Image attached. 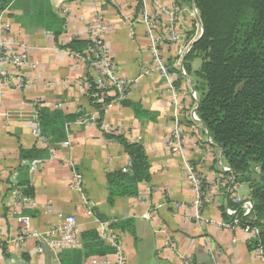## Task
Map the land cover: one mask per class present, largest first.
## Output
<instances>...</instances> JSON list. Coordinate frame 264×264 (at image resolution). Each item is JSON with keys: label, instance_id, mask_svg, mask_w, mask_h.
I'll list each match as a JSON object with an SVG mask.
<instances>
[{"label": "crops", "instance_id": "0c3cea01", "mask_svg": "<svg viewBox=\"0 0 264 264\" xmlns=\"http://www.w3.org/2000/svg\"><path fill=\"white\" fill-rule=\"evenodd\" d=\"M174 4L184 10L181 27L187 39L196 41L202 26L194 0H20L3 12L11 27L7 39L16 50H27L29 63L8 67L13 80L16 72L21 74L24 88L0 89V264H63L65 253L82 249L83 244L54 248L41 238L23 235V218L31 219V231H45L61 222L60 215L76 217L80 237L96 229L108 245V238H117L124 264H264V257L249 248L250 237L242 228L220 224L233 220L228 208L244 214L248 184H239L234 192L216 190L202 207L194 204L195 193L185 174L187 161H200L205 155V173L211 181L228 165L197 114L194 77L181 72L188 67L196 71L202 64L186 59L194 42L162 47L173 77L151 69L144 17L158 20L163 28L168 17L158 18L159 6ZM52 12L64 19L59 37L63 45L74 37L90 39L98 17L111 27L105 45L119 78L132 85L128 101L145 112L138 116L132 104L118 102L104 115L107 130L145 148L150 180L138 183L135 196L110 198L108 177L122 170L130 158L124 145L107 138L95 123L69 122L66 138L56 143L40 131V103L70 115L80 114L81 109L86 117L97 113L87 95V64L57 44ZM170 85L182 92L179 117L189 135L177 153L167 144L176 116ZM238 196L241 202L235 200ZM124 220L134 222L136 237L112 228V222ZM102 224L108 225L105 232ZM93 258L100 263L119 262L114 251L104 257L90 256L81 264H93Z\"/></svg>", "mask_w": 264, "mask_h": 264}, {"label": "trees", "instance_id": "16d2710c", "mask_svg": "<svg viewBox=\"0 0 264 264\" xmlns=\"http://www.w3.org/2000/svg\"><path fill=\"white\" fill-rule=\"evenodd\" d=\"M20 0H0V14ZM198 9L203 34L194 43L187 61L202 60L193 73L194 88L199 93L197 114L213 143L221 150L238 184H248L253 202L254 221L261 229L258 239L249 243L250 249L264 247V0H194ZM51 28L57 44L83 55L95 45L91 39L74 37L63 45L64 19L50 14ZM87 95L98 112L96 126L109 139L120 141L129 155L128 172L113 173L108 177L109 194L135 196L138 183L150 180L145 148L129 142L104 126V115L110 103L130 105L128 97L117 100L110 92L101 98V91L87 65ZM114 91V90H113ZM138 116L145 112L132 104ZM39 128L54 143L66 138L67 124L86 117V112L66 114L62 109H51L40 103ZM229 219V218H228ZM112 228L128 231L136 237L132 220L112 222ZM82 249L65 253L63 264H81L90 256L104 257L115 250L96 229L81 234Z\"/></svg>", "mask_w": 264, "mask_h": 264}, {"label": "built area", "instance_id": "2783aa9c", "mask_svg": "<svg viewBox=\"0 0 264 264\" xmlns=\"http://www.w3.org/2000/svg\"><path fill=\"white\" fill-rule=\"evenodd\" d=\"M159 8L161 13L158 14V18L161 15H166L168 17L163 28L158 25V20L153 21L149 19L147 14L144 17V22L147 26V36L150 42L151 54L153 57L151 69L152 71L160 72L170 78L174 76V73L171 71L172 65L167 61L162 47L166 44L178 45L185 43L187 32H185L181 27L184 10L178 4H174L171 7L159 6ZM195 12L199 13L197 8H195ZM97 24L98 25L91 30L90 37V39L95 42V45L85 51L83 55L74 52L73 55L82 59L87 65H89V71L94 77L97 87L102 90L101 98L108 93V91L106 92L107 89H113L114 91L112 90L110 94H116L117 100L124 99L128 97L132 85L130 82L119 78L113 58L105 45L104 38L111 27L106 22H103L100 17L97 18ZM10 29V24L3 20L2 12L0 14V89L6 87L7 85H14V87L22 89L26 86V83L23 81L21 74L16 72L18 77L16 78V81L13 80V76L11 75L8 67L12 66L13 68H23L27 66L29 63V54L24 47L16 50L13 47L12 42H9L6 35ZM187 48L188 52L190 50V46ZM181 72L186 74L183 68L181 69ZM12 81L14 83H12ZM86 85L88 88L89 84L87 81ZM170 90L173 93L172 100L176 109V116L169 131L167 144L171 152L177 153L183 149L189 135L183 129L181 119L179 117L182 92L174 85H170ZM194 99H196V97H194ZM114 104L116 103H110L108 108ZM193 116L198 119L196 113H193ZM97 118L98 112L94 115L83 117L80 121L83 123L93 122L96 124ZM104 126L106 127V124ZM206 159L205 155H203L200 161H187L186 163V179L195 193L196 198L194 204L197 207H202L205 203L211 201L214 191L228 188L229 191L234 192V189H236L239 185L235 182L234 175L229 166H223L221 170L222 174L217 176V178L212 181L209 180L205 173ZM129 169L130 160L122 170L123 172H128ZM235 198L238 202L242 201L241 196ZM244 206L243 215H239V212H237L234 208H228V212L233 214L234 218L229 223L220 222V224L227 228H242L249 235L250 241L252 242L253 240L258 239L261 229L257 226L251 225L252 221H254L253 202L247 199L244 201ZM90 209H92L91 206H89V210ZM30 221L31 219L29 218L22 219V222L25 225L22 231L24 236L34 237L38 240L41 238L54 248H80L82 245L81 237L77 232V219L74 216L60 215L61 222L57 224V226L45 231H31L29 229ZM204 221L207 220L205 219ZM107 226V224H102V231L105 232ZM108 240L111 242V246L115 249V253L119 258V262L117 263L124 264L125 258L121 242L114 237L108 238ZM39 250L42 251L43 248L39 247ZM253 250L260 256L264 257V247L261 246V244ZM92 261L93 264L109 263L106 260H103L102 263H100L99 258H93Z\"/></svg>", "mask_w": 264, "mask_h": 264}, {"label": "rangeland", "instance_id": "374dc122", "mask_svg": "<svg viewBox=\"0 0 264 264\" xmlns=\"http://www.w3.org/2000/svg\"><path fill=\"white\" fill-rule=\"evenodd\" d=\"M188 36V35H187ZM190 40V41H189ZM186 41H189L190 43H192V42H195V41H193V39L192 38H190V37H188V39L186 38ZM189 42H187V43H189ZM196 60H200L201 62H202V60L198 57H196L195 58ZM194 59V60H195ZM193 61V60H192ZM192 61H190V62H192ZM199 69H196V71H198ZM187 71V72H186ZM196 71H193L190 67H188V70L187 69H185V73L187 74L188 72H189V74L191 75V76H193V73H195ZM194 77V76H193ZM192 94H193V96H192V98H194V97H196V99H197V106H198V92H197V90L195 89L194 90V88H193V90H192ZM224 162H225V160H223Z\"/></svg>", "mask_w": 264, "mask_h": 264}, {"label": "water", "instance_id": "95a60500", "mask_svg": "<svg viewBox=\"0 0 264 264\" xmlns=\"http://www.w3.org/2000/svg\"><path fill=\"white\" fill-rule=\"evenodd\" d=\"M194 6H195V8H196L195 2H194ZM198 19H199V21L201 22V18H200V15H199V14H198ZM202 34H203V28H202ZM202 34H201V36H202Z\"/></svg>", "mask_w": 264, "mask_h": 264}]
</instances>
